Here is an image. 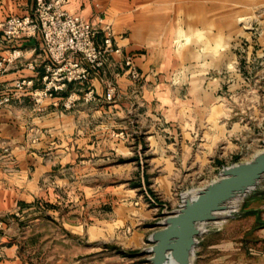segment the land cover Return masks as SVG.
<instances>
[{"label": "rangeland", "instance_id": "obj_1", "mask_svg": "<svg viewBox=\"0 0 264 264\" xmlns=\"http://www.w3.org/2000/svg\"><path fill=\"white\" fill-rule=\"evenodd\" d=\"M90 1L98 12L93 16H108L116 31L133 30L147 43L144 52L149 47L167 52L148 59L157 71L150 80L137 65L138 79L129 78L122 57L110 58L99 75L80 83L83 92L71 96L69 106L96 102L103 110L97 105L71 110L67 132L59 127L43 148V159L27 168L20 155L37 154L35 144L48 128L28 123L0 137V264H148L149 236L182 192L204 186L223 167L264 149V0ZM129 53L135 60L138 51ZM184 64L192 70L168 73ZM124 74L131 82L126 94L118 88ZM93 78L103 92L89 96ZM155 80L159 86L143 88ZM107 81L115 85L108 100ZM118 99L133 104L109 106ZM207 107L225 114L213 120L212 135L206 132ZM165 108L172 113L166 116ZM177 111L182 118L176 128H182L185 140L193 130L198 146L195 152L175 153L184 159L178 163L163 147L165 128L173 123L168 119ZM27 186L33 193L30 205L17 199V190ZM3 189L10 194H1ZM245 198L231 200L229 215L200 225L191 264L222 255L231 260L232 248L209 247L221 238L246 254Z\"/></svg>", "mask_w": 264, "mask_h": 264}, {"label": "crops", "instance_id": "obj_2", "mask_svg": "<svg viewBox=\"0 0 264 264\" xmlns=\"http://www.w3.org/2000/svg\"><path fill=\"white\" fill-rule=\"evenodd\" d=\"M35 4V0H0V19L14 15H26L31 13L32 8ZM64 9L67 10L69 13H78L84 18L88 19L93 16L94 13H98L96 10V6L92 4L90 0H66V4L64 5ZM97 15V14H96ZM93 16L92 18L96 17ZM105 20L113 26L115 35H116V42L119 44L123 51L125 52H135L138 51V53L135 57V63L138 66L139 69H141L142 74H146V80L149 79V75L153 74L155 75L157 73L153 72V69L149 68L148 59L154 57L159 52H167L166 49H163L162 47L153 48L149 47L143 51L142 45L146 44L144 40H138L137 36L131 31V33L126 34V31L120 32L116 31L115 26L111 19H109L108 16L105 15ZM32 40V39H31ZM31 40H20L19 46L23 49L24 58L23 61L20 64L11 65L8 67L7 71L3 74L1 77V81L5 82H12L15 79H19L21 77H27L31 78L34 82L33 89H38L42 86V80L41 74L43 71V65L44 62L47 60V56L42 50V47L40 46L39 40H35L34 43L31 42ZM148 46V45H147ZM140 47V48H139ZM144 48V47H143ZM160 54V53H159ZM119 60L118 56H114ZM25 62H32L35 64L36 70L31 71L25 67ZM185 68H188V70H192V65H186L184 66H176V68H170L168 70V73L170 75L176 74V72H180L182 70H186ZM196 69V68H195ZM114 70V69H112ZM165 72V73H164ZM166 71L163 69L161 70V73L159 74V77H162L163 80L165 77ZM116 75V74H115ZM155 79V78H154ZM161 79V78H159ZM170 79V78H169ZM156 84V80L152 81V83L147 85V82L144 84L143 88L145 90H148V87L151 85ZM80 83H70L68 84L64 89L57 91L52 98H47L43 100V102L39 105V107L33 103L30 96L25 93L21 94V96L17 97L12 101L11 104L0 106V137L4 138L5 136H8V131L11 130H17V129H24L26 124H31L33 127L36 128H48L46 131L47 134L42 133L39 137L38 141L36 142V147L40 150H38L36 153H27L24 151L23 154L20 155V161L23 162L24 166L26 167L27 164H29L30 161H40L42 160L43 155L41 152L44 150L47 145L52 144L51 140L54 139V136L57 134V130H59V127H62L65 132L66 127L71 124L72 116H71V110H76L79 108H87V106L91 105H97L99 109L103 110L104 105L91 102L90 104L83 103L76 101L72 104V107L69 109L68 107H65V102L68 98V96L78 95L81 94L82 87H80ZM92 87L93 90L99 95L101 92H103V88L101 86V82L97 78L92 79ZM147 85V87L145 86ZM159 86V84H156L155 87ZM118 88L119 93L126 94L128 90L131 88V82L128 78H125V74L120 76L118 78ZM151 92V89H149ZM109 102V101H108ZM107 102V103H108ZM215 103V102H214ZM133 102L129 99H126L125 101H122L120 99L114 100L111 102V105H109L112 108L120 109L121 106H129L132 105ZM174 104H177L174 102ZM209 108L208 114L205 115V118L207 121V131L212 134L216 133L213 132L212 128L214 129L213 120L214 119H220L222 117H225V114L221 116V114L216 113L212 110V107ZM168 109L165 108L166 116L168 113H172L167 111ZM177 111L174 115H170L171 117L168 119L169 125H167L165 128V133H163L164 137H167V141H163V147L165 152L177 153L180 151V153L188 150L194 151L198 146L195 145V139L191 138L194 133L193 130L188 131V139L185 140L184 132L182 128L180 131L176 128L177 125H179V119H181L180 113ZM173 120V121H172ZM219 126H224L223 124H219ZM43 128V129H44ZM217 130V129H215ZM214 130V131H215ZM224 131L225 127H224ZM60 133V132H59ZM197 133V132H195ZM51 135V136H48ZM53 135V137H52ZM180 135V137H179ZM196 137V134L195 136ZM170 138L173 139V141H170ZM180 138V139H179ZM71 141V138H70ZM209 143V142H208ZM209 143L208 145H210ZM226 153V152H225ZM224 152H222V155L225 156ZM68 155H72V153H68ZM195 156V153H194ZM177 163L180 161L182 162L184 159L175 156ZM210 160L213 161L214 157L212 155L209 156ZM192 162L195 164V157L191 159ZM28 161V162H27ZM191 162V163H192ZM227 164V162H225ZM216 165V164H215ZM228 165V164H227ZM223 166V165H222ZM27 168V167H26ZM217 169L218 166H215ZM27 171V169H25ZM1 187V185H0ZM29 187H24V192L18 191V198L23 204L30 205V200H28V197L32 198V191L28 189ZM11 191L3 189V195L10 194ZM246 198L244 200V203L241 207V212L243 213V216L246 218V247L248 248V251H246V254L240 251V248L232 247V244L227 242H224L223 238L220 240H217L218 242H215L214 245H209V247H216L218 249L225 248H232V254H235L231 260H228V255H222L220 257H216L213 260H205L207 262L206 264H264V182H258V184L251 190L248 191V193L245 194ZM20 196V197H19ZM24 196V197H21ZM203 231V229H202ZM229 253V252H228ZM193 260V259H192ZM236 261V262H235ZM192 263V262H191Z\"/></svg>", "mask_w": 264, "mask_h": 264}, {"label": "built area", "instance_id": "obj_3", "mask_svg": "<svg viewBox=\"0 0 264 264\" xmlns=\"http://www.w3.org/2000/svg\"><path fill=\"white\" fill-rule=\"evenodd\" d=\"M65 4L66 0H35L31 13L0 19V106L12 103L25 93L39 106L68 84L86 83L90 76L99 75L114 56L122 57L124 72L129 78L138 79L133 55L117 44L113 26L102 16L86 19L78 13H69L64 9ZM31 39L39 40L47 56L40 78L42 86L33 89L34 82L27 77L12 82L1 81L9 66L23 61L20 40ZM25 63L27 69L36 70L34 63ZM92 91V88L88 90L89 96ZM114 91L115 85L107 81V100L113 98ZM73 100L68 96L65 107H69ZM184 201L181 193L176 207L169 212L179 210Z\"/></svg>", "mask_w": 264, "mask_h": 264}, {"label": "water", "instance_id": "obj_4", "mask_svg": "<svg viewBox=\"0 0 264 264\" xmlns=\"http://www.w3.org/2000/svg\"><path fill=\"white\" fill-rule=\"evenodd\" d=\"M263 177L264 149L246 162L223 167L218 177L200 187L193 197L186 196L183 206L169 212L160 228L151 232L148 264H164L169 257L177 264H191L197 236L202 232L200 225L227 216L224 212L230 211L231 200L245 196Z\"/></svg>", "mask_w": 264, "mask_h": 264}, {"label": "bare ground", "instance_id": "obj_5", "mask_svg": "<svg viewBox=\"0 0 264 264\" xmlns=\"http://www.w3.org/2000/svg\"><path fill=\"white\" fill-rule=\"evenodd\" d=\"M199 188H200V187H198V188H196V189H194V190L184 191V192H182V196L185 197V198H186V196H191V197H193V196L196 194V191L199 190ZM224 213H225V215H228V214H229V210L226 211V212H224ZM164 264H177V263H176V261H175L173 258L169 257V258L164 262Z\"/></svg>", "mask_w": 264, "mask_h": 264}]
</instances>
